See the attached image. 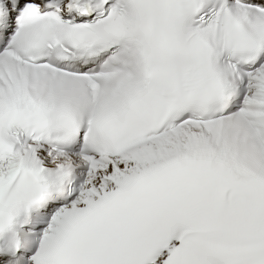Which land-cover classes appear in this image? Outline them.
<instances>
[{
    "label": "snow or ice",
    "instance_id": "1",
    "mask_svg": "<svg viewBox=\"0 0 264 264\" xmlns=\"http://www.w3.org/2000/svg\"><path fill=\"white\" fill-rule=\"evenodd\" d=\"M0 264H264V0H0Z\"/></svg>",
    "mask_w": 264,
    "mask_h": 264
}]
</instances>
